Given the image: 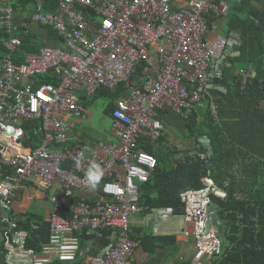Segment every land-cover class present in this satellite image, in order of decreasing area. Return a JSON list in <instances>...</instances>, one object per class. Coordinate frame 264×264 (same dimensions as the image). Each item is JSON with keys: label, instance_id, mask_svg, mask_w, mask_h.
Segmentation results:
<instances>
[{"label": "built area", "instance_id": "built-area-1", "mask_svg": "<svg viewBox=\"0 0 264 264\" xmlns=\"http://www.w3.org/2000/svg\"><path fill=\"white\" fill-rule=\"evenodd\" d=\"M55 12L38 11L32 21L55 29L62 46H44L16 62L13 52L23 45L19 31L28 22L17 19L12 0H0V27L8 36L0 58V264H61L77 260L84 236L114 240L103 255L88 264H133L140 241L132 237L135 214L149 208L141 203V186L158 166L146 149L158 147L165 136L161 110L170 108L186 119L207 90L210 62L224 55L223 35L206 38L207 15H227V0H59ZM94 13L101 20L91 19ZM157 52L155 76L142 84L131 79ZM51 74L58 83L35 86L36 77ZM124 89L112 112L116 141H99L94 149L75 130L73 118L87 108L76 91L87 96L100 89ZM213 112L217 107L212 105ZM39 120L43 136L35 147L24 122ZM81 153L83 154L81 156ZM79 162V167H77ZM98 165L95 189L86 174ZM48 188L49 237L39 250L28 246L30 231L20 227L14 203L25 189ZM92 189L96 197L74 203L77 191ZM214 185L181 194L183 211L154 208L149 216L181 217L195 241L190 264H207L224 252L221 233L214 227ZM29 199H32L30 196ZM214 227V228H213ZM97 238V237H96ZM168 264H178L170 262Z\"/></svg>", "mask_w": 264, "mask_h": 264}, {"label": "crops", "instance_id": "crops-1", "mask_svg": "<svg viewBox=\"0 0 264 264\" xmlns=\"http://www.w3.org/2000/svg\"><path fill=\"white\" fill-rule=\"evenodd\" d=\"M12 1L18 13L17 19L22 22H28L29 24L27 32H18L19 36L23 39V45L17 51L13 52L14 59L18 53L22 59H25L26 55L37 53L44 46L58 47L64 44L55 29L32 21V15L38 11L57 13L60 9L59 0ZM227 2L229 4L227 15H207L209 31L206 38L213 39L217 35H223L227 38L228 46L224 55L210 62L206 86L207 90L205 91L203 100L195 104L193 113L191 114L194 116L193 119H195L196 126L199 128L198 131L203 130L208 133L210 129L206 118L210 113L215 118L214 125L247 126L237 121L232 122L231 118L219 116L220 108L222 113L231 111L233 107L235 108L239 105L236 104L239 101L235 100L238 97V91L244 88L245 84L250 83L253 79L264 81V0H227ZM95 16L94 13L89 15L91 19L97 20ZM2 30L0 27V32L4 34V37L1 38L0 36V58L7 53L5 43L8 40V36ZM156 54V51L153 52L150 59L138 67L131 79L133 85H140L147 77L157 74L160 65ZM102 89L109 90V94L115 98V101L110 103L105 111L113 122L112 112L115 107V102L124 91L116 97L113 95L114 92H112L114 90L108 88ZM79 92L80 101L87 108V113L84 117L73 118L76 132L87 140L91 150L101 140L116 141L117 138L112 131L111 124L110 138L108 139H100L89 134V132H85L90 129V132L94 133L98 131L97 128L100 126L92 125V121L97 120L96 114L90 115L85 101L93 102L99 94H109L98 92L95 95L87 96L84 92ZM213 104L217 107V112H213ZM160 118L165 126V139H163L164 137L161 139L159 146L164 145L170 147V149H182L181 152H177L179 154L199 147L198 153L195 154L200 155L201 149L203 148L201 138L204 136L210 137L207 133L199 135L189 134V137H186V140H184V134H186V131L189 132L187 126L190 123V117L186 119L178 111L167 108L161 110ZM172 126L178 128L183 134L178 136V132ZM184 127L187 129L186 131H184ZM170 132H174L173 135ZM254 156L257 157V155ZM258 158L262 160V155L258 156ZM45 190L43 187H37L35 189L27 188L18 195L14 203V214L19 222L21 220H29L31 212L43 216L45 221H47L50 207L45 214L37 210V208L43 205L44 201L49 200L46 195L50 193H47ZM30 196L32 199H29ZM95 197L96 194L92 189L79 190L77 191V196L74 198V203H77L81 199L90 200ZM75 199L77 200L75 201ZM150 213L151 211L148 210L138 213L143 215V220H140L137 225L135 220L132 222V235L138 233H142L143 235L152 234L154 236L174 235L177 237V241L169 243L166 247H157L154 252L147 251L140 244L133 256V262L135 264H168L175 261L178 264H190L195 254V241L184 235V229L190 228V225L181 217H168L163 223L155 222L149 216ZM176 220H182L183 224L180 225ZM219 224L215 220L214 227L221 233L218 227ZM143 225L146 227L154 226V232H149ZM95 237L97 238L94 241L87 239L86 236L82 240L79 256L86 264H88L92 256L101 254L102 252L104 253L105 248L114 240L112 237L111 243L105 245L101 241L102 238L100 236L95 235Z\"/></svg>", "mask_w": 264, "mask_h": 264}, {"label": "trees", "instance_id": "trees-1", "mask_svg": "<svg viewBox=\"0 0 264 264\" xmlns=\"http://www.w3.org/2000/svg\"><path fill=\"white\" fill-rule=\"evenodd\" d=\"M0 36L4 37L3 32H0ZM20 56L18 53L16 62L24 60ZM35 79V86L41 83H58L51 74L39 75ZM123 91L120 88L112 92L118 97ZM98 92L110 93L106 89ZM237 95L235 101H239L236 103L239 105L227 113H222L220 108L219 116L247 126L214 125L215 118L210 109V115L206 118L210 129L208 133L198 131L194 116H190L188 134L207 133L214 147L211 157L204 158L194 154L177 159L175 154L182 149H170L164 145L158 148L146 146L158 158L155 172L141 186V203L149 208L148 211L172 206L177 213H181V194L188 189L214 184L220 189V194L223 193V196L213 195V200L216 221L220 223L218 227L223 234L224 252L207 264H264V81L253 79ZM24 126L30 137L25 139V144L37 146L43 136L40 121H26ZM261 155L262 160L258 158ZM208 162L212 163L210 167L207 166ZM19 224L30 231L28 246L39 250L41 243L48 240L50 225L43 216L31 212L29 220H21ZM112 233H104L101 241L105 245L111 243ZM86 237L91 241L96 239L95 236ZM132 237L151 252L157 247H166L177 241L174 235L138 233ZM61 264L86 262L78 256L74 262Z\"/></svg>", "mask_w": 264, "mask_h": 264}, {"label": "rangeland", "instance_id": "rangeland-1", "mask_svg": "<svg viewBox=\"0 0 264 264\" xmlns=\"http://www.w3.org/2000/svg\"><path fill=\"white\" fill-rule=\"evenodd\" d=\"M17 15H18V13H17ZM95 17L97 18L98 21L101 20V17L100 16L97 15ZM75 93L77 95L80 94L79 91H76ZM114 101H115V98L111 94H109V95L99 94L93 100V102H89L88 100L85 101V103L87 104V106L89 108L90 115L91 114H96V119L97 120H93L92 121V125L93 126L100 125L97 128L98 131L92 133V132H90V129H89L88 131L87 130L85 131L86 133L89 132V134H92L95 137H98L100 139L101 138L102 139H108V138H110V124L112 125V119L107 115V113L105 111H106L107 106L110 103H113ZM172 127H173V129L175 131L178 132V136L183 134V132L180 131L175 126H172ZM186 130H187L186 127H184V131H186ZM98 132H99V134H98ZM170 133H171V135H173L174 132H170ZM184 135H185L184 140H186V137H189V134L186 131V134H184ZM45 189H46L45 191L47 193H52L50 190H47L48 188H45ZM49 207H50V202H49V200H46V201H44V203H43L42 206H40L39 208H37V210L40 211V212H42V214H45L46 211L49 209ZM134 220L136 221V225H137L140 220H143V215L142 214H135L134 217H133V221ZM165 220H167V218L166 219L161 218L158 222L159 223H163ZM176 221L178 223H180V225L183 224V221L182 220H176ZM143 226H145V225H143ZM153 229H154V226L146 227V230H148L149 232H154Z\"/></svg>", "mask_w": 264, "mask_h": 264}, {"label": "water", "instance_id": "water-1", "mask_svg": "<svg viewBox=\"0 0 264 264\" xmlns=\"http://www.w3.org/2000/svg\"><path fill=\"white\" fill-rule=\"evenodd\" d=\"M201 142L203 143V148L201 149L200 155L202 157H211L214 154V147H213V144L211 142V139L208 138L207 136H204V137L201 138ZM198 151H199V147L194 149V150L184 151L183 154L177 153L175 155V157L177 159H179L181 157L186 158L189 155L198 153ZM211 165H212L211 162L207 163V166L210 167ZM214 220H216V216L214 217ZM221 237L223 239V234H221ZM101 255H103V252L101 253Z\"/></svg>", "mask_w": 264, "mask_h": 264}, {"label": "clouds", "instance_id": "clouds-1", "mask_svg": "<svg viewBox=\"0 0 264 264\" xmlns=\"http://www.w3.org/2000/svg\"><path fill=\"white\" fill-rule=\"evenodd\" d=\"M83 154L81 153V156ZM77 167H79V162H77ZM100 175V169L98 165L93 164L86 174L89 187L95 189Z\"/></svg>", "mask_w": 264, "mask_h": 264}]
</instances>
